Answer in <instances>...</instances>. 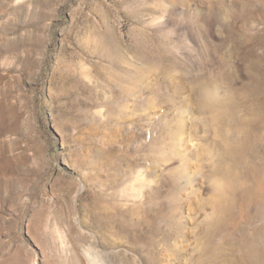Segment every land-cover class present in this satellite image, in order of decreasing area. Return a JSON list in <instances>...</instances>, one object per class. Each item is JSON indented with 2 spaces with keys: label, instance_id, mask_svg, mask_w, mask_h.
I'll return each instance as SVG.
<instances>
[{
  "label": "rangeland",
  "instance_id": "rangeland-1",
  "mask_svg": "<svg viewBox=\"0 0 264 264\" xmlns=\"http://www.w3.org/2000/svg\"><path fill=\"white\" fill-rule=\"evenodd\" d=\"M263 178L264 0H0V264H264Z\"/></svg>",
  "mask_w": 264,
  "mask_h": 264
},
{
  "label": "bare ground",
  "instance_id": "bare-ground-1",
  "mask_svg": "<svg viewBox=\"0 0 264 264\" xmlns=\"http://www.w3.org/2000/svg\"><path fill=\"white\" fill-rule=\"evenodd\" d=\"M261 182V184H259V183H257V187L256 188H258V189H256L254 192H256V193H253V194H255V195H253V197H255L256 196V194H258L259 195V197H261L260 195H264V178L262 179V181H260ZM258 184L260 185L259 187H258Z\"/></svg>",
  "mask_w": 264,
  "mask_h": 264
}]
</instances>
